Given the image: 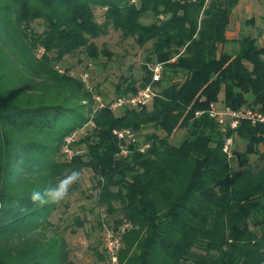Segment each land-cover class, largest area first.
Instances as JSON below:
<instances>
[{
    "label": "trees",
    "instance_id": "16d2710c",
    "mask_svg": "<svg viewBox=\"0 0 264 264\" xmlns=\"http://www.w3.org/2000/svg\"><path fill=\"white\" fill-rule=\"evenodd\" d=\"M238 2L0 0V264H72L50 220L58 204H33L30 194L73 169L89 170L98 204L121 213L111 228L124 220L133 226L123 235L118 264H264V125L241 120L222 133L207 114L221 91L225 107L264 114V43L257 44L264 32L242 38L232 53L224 50ZM148 13L153 19L145 23ZM35 20L43 21L41 32L31 28ZM109 26L140 44L151 42L159 80L152 71L138 85L116 89L119 96L152 85L150 109L94 111L93 94L66 69L61 81L87 104L34 101L13 89L21 77L58 78L54 67L79 49L89 58L105 56L92 40ZM90 119L94 128L75 143H84L86 152L61 160L63 138ZM120 129L144 130L149 148L142 153L132 145L130 154L117 157L113 131ZM181 130V139L171 142ZM228 137L245 146L237 152V170L222 150ZM74 222L83 225V219Z\"/></svg>",
    "mask_w": 264,
    "mask_h": 264
},
{
    "label": "rangeland",
    "instance_id": "374dc122",
    "mask_svg": "<svg viewBox=\"0 0 264 264\" xmlns=\"http://www.w3.org/2000/svg\"><path fill=\"white\" fill-rule=\"evenodd\" d=\"M101 14L99 10L95 13L99 23L102 21ZM152 19L151 14L148 13L142 21L147 23ZM31 28L41 32L44 29V23L41 20H35ZM261 32H264V0H239L231 13V21L226 31L228 43L225 44L224 50L232 53L238 50L239 41L242 38L257 37ZM92 42L106 55L89 58L83 49H79L73 55L65 56L59 65L54 67L58 78L52 79L42 75L34 78L21 77L13 85V89L25 92L34 101L37 100L36 98H44L49 103L62 105L65 103L70 106L87 104V100L75 86L67 81H61L62 73L59 75V70L64 72L66 69V73L69 72V75L76 79L88 73V83L93 90V96L99 97L100 102L108 104L117 96V88L124 89L128 83L134 81L138 85L141 78L152 72L156 65L152 56L149 55L151 42L140 44L135 37L124 36L119 29L112 26L108 27L105 35L93 39ZM257 44H260L259 38ZM9 51L6 47L2 49V52L6 53V58L11 57ZM8 67L11 70V68L15 69L16 65L14 63ZM94 104L96 107V100ZM150 104L148 109L151 107ZM215 104L218 107L224 106L222 91L218 94ZM121 111H116L115 114H120ZM133 132L139 144L143 143L144 130ZM183 134V130L175 132L170 138L171 142L177 143ZM83 135L81 134L79 138H83ZM76 148L80 154L86 152L84 143ZM244 148L242 142L234 140L231 151L233 156L228 158L231 169H239L237 152H242ZM58 155L63 160V156L60 153ZM249 160L254 163L256 157L251 155ZM91 175L89 170H83L80 179L69 189V195L58 204L57 210L50 216L51 222L57 227L56 231L61 232L66 241L68 258L72 264H109L103 249L102 238L105 229L113 226V219L122 217L120 212L115 211L110 214L104 206L98 204L97 190L93 188ZM114 206L118 208L119 203L115 202ZM75 218L83 219V225L77 226V222H74ZM48 236H53V233ZM97 252L101 253L100 258L96 257Z\"/></svg>",
    "mask_w": 264,
    "mask_h": 264
},
{
    "label": "built area",
    "instance_id": "2783aa9c",
    "mask_svg": "<svg viewBox=\"0 0 264 264\" xmlns=\"http://www.w3.org/2000/svg\"><path fill=\"white\" fill-rule=\"evenodd\" d=\"M260 43H264V33L260 36ZM161 65L156 64L153 68V75L152 80L158 81L161 74ZM60 73H63L62 70H59ZM88 73H84L80 75V80L83 83L85 89L91 93L93 90L89 85L88 80ZM156 96V90L152 85H147L143 88H138L136 92L128 94V95H119L116 96L110 103L104 104L100 102V98L97 97L94 99L97 102V105L94 109L98 110L105 106L113 111H121L124 109H132V108H139L142 106H146L152 102L153 98ZM202 112H197L196 116L201 115ZM207 114L210 118L214 119V121L219 126L222 133H226L227 130H234L237 128L241 120H248L251 124H262L264 125V114L257 109L254 108H245L242 107L237 110H232L228 107H218L215 103H211ZM90 128H94V123L90 119L88 122L78 128L63 138L61 147H60V154L63 156L64 159L70 160L73 156H75L79 151L76 148V141L79 139L81 134H85L86 131ZM113 134L115 135L116 139L120 143L119 151L117 153V157H125L131 153L133 148L132 145L139 151L145 152L149 148V143H140L136 139V134L131 131L130 129H120L114 130ZM232 146H233V138L228 137L226 138L224 145H223V152L229 157L233 156L232 154ZM133 226L131 223L127 221H123L116 229L107 227L105 229L102 244L103 249L109 264H118V254L120 249L122 248V238L125 232L131 229Z\"/></svg>",
    "mask_w": 264,
    "mask_h": 264
},
{
    "label": "clouds",
    "instance_id": "9594fccd",
    "mask_svg": "<svg viewBox=\"0 0 264 264\" xmlns=\"http://www.w3.org/2000/svg\"><path fill=\"white\" fill-rule=\"evenodd\" d=\"M80 175L79 170L73 169L54 185L43 190H33L30 194L31 202L39 206L60 204L69 195V189L80 179Z\"/></svg>",
    "mask_w": 264,
    "mask_h": 264
}]
</instances>
